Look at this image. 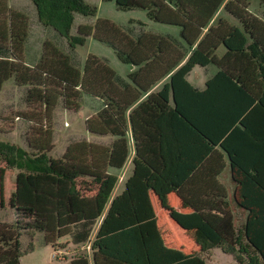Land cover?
Returning <instances> with one entry per match:
<instances>
[{
	"label": "trees",
	"instance_id": "1",
	"mask_svg": "<svg viewBox=\"0 0 264 264\" xmlns=\"http://www.w3.org/2000/svg\"><path fill=\"white\" fill-rule=\"evenodd\" d=\"M31 1L42 25L67 38L71 48L92 37L132 70L125 81L89 56L81 71L49 41L38 63L26 64L29 19L0 0V90L11 78L28 87L25 103L31 112L21 117L36 126L51 119L59 101L70 110L87 95L102 106L86 119V130L109 139L107 145L71 144L58 159L49 154L53 132L47 127L31 128L27 151L0 145V158L19 170L15 222L0 223V264H21L23 232L42 233L45 245L55 249L62 239L81 246L94 230L90 257L77 255L65 264H206L202 257L168 248L157 226L148 181L165 168L162 123L157 124L164 116L175 149L174 171L165 181L192 210H172L169 217L182 230L196 232L206 246L232 255L237 264H264V0H259L261 14L250 11L251 0H126L117 6L143 10L150 21L180 28L185 45L141 28L133 38L106 20L81 25L70 36L74 15L94 17V6L85 0ZM220 47L224 53L218 57ZM208 65L217 72L203 90L194 89L187 75ZM206 118L213 125L207 126ZM128 131L134 149L131 173L113 196L118 177L111 170L123 169L129 158ZM248 133L245 157L232 141ZM216 146L229 158L235 200L247 212L239 229L224 208L227 190L211 182L220 171L204 174L210 179L204 185L197 177V168ZM84 178L96 184L91 196L78 188Z\"/></svg>",
	"mask_w": 264,
	"mask_h": 264
},
{
	"label": "rangeland",
	"instance_id": "2",
	"mask_svg": "<svg viewBox=\"0 0 264 264\" xmlns=\"http://www.w3.org/2000/svg\"><path fill=\"white\" fill-rule=\"evenodd\" d=\"M85 1L97 9L96 15L94 17H85L75 14L69 32L70 36L77 35L78 27L81 25L92 26L97 20H106L133 38L138 35L141 28L145 33L168 37L185 45L179 35L180 28L150 21L143 10L128 11L118 9L117 6H123L126 0H114L112 2H103L101 0ZM7 2L10 8L26 15L29 19V37L24 51L26 64L33 66L38 63L44 43L49 41L61 53L68 56L71 64L77 69L82 71L86 59L89 56H93L104 62L121 79L128 81L127 75L131 72L132 67L120 62L113 50L108 46L89 37L84 45L71 48L67 38L60 36L50 26L45 27L42 25L37 18L36 7L31 0H7ZM262 10L259 0H251L250 11L252 13L261 14ZM222 14L220 12L215 17L212 25H215ZM131 21L133 23H130ZM223 53L224 49L220 47L216 55L221 57ZM216 72L217 68L214 65H208L207 67L196 66L187 75L186 79L194 89L203 88L205 82L212 78ZM27 89L28 87L25 86H17L14 79L11 78L3 84L0 90V145L27 151V139L32 137V127H47L52 130L53 148L49 154L54 159L61 158L69 145L80 141L98 145H105L109 142L107 138L92 135L86 130V119L93 117L102 106L98 99L84 95L78 102L79 107H74V109L70 110L65 109L62 101H59L55 106L51 119L48 121H37L35 126L21 117L22 114L31 112L25 103ZM164 134L165 132L163 136ZM18 171V168L9 166L8 161H5L4 157L0 158V223L2 224H13L16 219L13 196L15 192V176ZM111 173L118 177L115 194L120 193L123 189L125 177H128L131 173V164H128V167H124L122 170H111ZM169 174V166L166 163L163 173L157 176L155 180L157 184L156 195L160 206L158 207L156 202L154 205L158 223L162 224L164 222L170 225L171 222H175L172 221L167 212L173 208L179 210V205L173 189L165 181ZM151 186L154 188L153 185ZM78 188L83 194L91 196L96 192L97 187L92 180L84 178L78 182ZM152 188L150 189L153 190ZM174 225L177 224L175 223ZM177 227L180 229L178 225ZM173 230L181 236L184 235L176 228H173ZM94 233L95 230L89 240L81 246H73L68 244L67 239H62L58 245L60 247L57 246L53 249L51 246L45 245L42 233L35 231L23 232L20 238V262L21 264H65L66 260L68 261L71 257L77 255L90 257L91 253L88 248H90ZM58 251L61 253L60 258L56 255ZM209 256L211 258L210 264H237L232 255L223 253L220 248H213ZM244 264H247V261Z\"/></svg>",
	"mask_w": 264,
	"mask_h": 264
},
{
	"label": "crops",
	"instance_id": "3",
	"mask_svg": "<svg viewBox=\"0 0 264 264\" xmlns=\"http://www.w3.org/2000/svg\"><path fill=\"white\" fill-rule=\"evenodd\" d=\"M157 88L158 86L155 87V89ZM204 88H205V85H203V88H198L196 90L201 91ZM160 122L162 123V127L159 128L162 132V138L160 142V153H161L162 158L164 159L165 165L166 163H168L170 174L167 176V178H169L172 172L174 171V167H175V149H174V144L170 142L171 136H170V130H169L168 117L164 116L163 119H159L157 123L158 126ZM205 122L207 126L213 125V120L211 118H206ZM248 124H249V121H248ZM164 132L165 134L163 136ZM127 140H128V146H129V158L127 162L125 163L124 167H128V164L131 163V159L134 153L133 142H132L130 131H128L127 133ZM107 144L108 143H106L105 145ZM232 146L235 147V149L238 150V152L243 154L245 157L249 156V133L244 136L241 134H237L236 139L232 141ZM242 146L244 147V149L241 148ZM214 172H219L220 174L211 182L212 184L221 186L227 190L228 197H227L226 205L224 206V208L225 210H228L231 213L233 217L235 229H239L243 226L246 220L247 212L243 210L242 208H239L236 203L235 190L237 187V183L234 181L233 176H232L229 158L219 146H216L212 154H209L205 162H203L199 166V168H197V173H198L197 177L199 179L200 185H204L206 182L210 181V179H208V176H206L207 175L206 173H214ZM157 176L158 175L152 174L149 178V181H148L149 197H150V200H151L154 212H155L157 226H158L159 232L163 238L165 245L168 248L181 251L183 255L185 256L192 255V256L202 257L205 260L206 264H210L211 258L209 255H210V252L215 247L206 246V244H204L203 241H201L199 235L196 232L194 231L187 232V231L181 230V228L179 229L177 225H174L175 223H172V222L170 225L164 222L162 224L158 223L156 209L154 205V203L156 202L158 204V207L160 206L158 203L157 195H156L157 184L155 180L157 179ZM151 185H153L154 188H152ZM150 188H152L153 190H151ZM116 194H115V189H114L113 196ZM174 196L177 198L179 210L177 209L175 210V208H173L167 212L168 215L172 210L182 212V213H190L192 211L191 208L179 196H177L175 191H174ZM173 228H176V230H179L181 233H184V235L183 236L179 235L177 232L173 230Z\"/></svg>",
	"mask_w": 264,
	"mask_h": 264
},
{
	"label": "built area",
	"instance_id": "4",
	"mask_svg": "<svg viewBox=\"0 0 264 264\" xmlns=\"http://www.w3.org/2000/svg\"><path fill=\"white\" fill-rule=\"evenodd\" d=\"M88 249H90V248H88ZM60 252H61V251H60ZM60 254H61V253H59V251H58V252H56V255H57V257H58V258H60V257H59V256H60ZM59 260H60V259H59Z\"/></svg>",
	"mask_w": 264,
	"mask_h": 264
},
{
	"label": "water",
	"instance_id": "5",
	"mask_svg": "<svg viewBox=\"0 0 264 264\" xmlns=\"http://www.w3.org/2000/svg\"><path fill=\"white\" fill-rule=\"evenodd\" d=\"M132 69V68H131Z\"/></svg>",
	"mask_w": 264,
	"mask_h": 264
}]
</instances>
